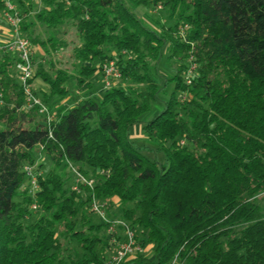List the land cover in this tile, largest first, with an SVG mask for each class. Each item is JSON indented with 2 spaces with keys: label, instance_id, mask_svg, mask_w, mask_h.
<instances>
[{
  "label": "trees",
  "instance_id": "1",
  "mask_svg": "<svg viewBox=\"0 0 264 264\" xmlns=\"http://www.w3.org/2000/svg\"><path fill=\"white\" fill-rule=\"evenodd\" d=\"M44 1L47 7L34 15L26 0L12 2L22 35L48 56L61 45L53 35L42 40L39 25L69 23L81 40L72 70L35 69L33 81L50 89L46 104L98 73L95 62L114 59L107 45L135 88L87 97L47 124L38 109L23 110L18 60L0 52V264H103L110 247L98 234L108 224H93L85 209L113 198L140 245H153L156 255L144 252L122 264H264V0ZM6 2L0 0V14ZM150 5H162L174 24L150 27L132 10ZM164 51L179 66L161 86L147 57L157 60ZM162 93L169 95L164 108L144 131L161 145L164 163L144 156L130 134L164 100ZM36 152L54 168L38 177L33 193L24 168H43ZM70 166L91 185L68 190L57 171ZM34 203L40 215L27 223ZM70 239L83 249L81 257L67 246Z\"/></svg>",
  "mask_w": 264,
  "mask_h": 264
},
{
  "label": "rangeland",
  "instance_id": "2",
  "mask_svg": "<svg viewBox=\"0 0 264 264\" xmlns=\"http://www.w3.org/2000/svg\"><path fill=\"white\" fill-rule=\"evenodd\" d=\"M16 6L19 5V0H12ZM28 4H31L34 7V14L37 12L43 10L45 7H47L46 3L44 0H26ZM20 6V5H19ZM132 10L137 13L144 21L146 24H148L150 27H155L157 24L163 25H173L174 21L171 20L170 14L167 10L162 5H159L158 7H155L153 5L150 6H142V7H132ZM4 17H0V21L5 23L6 19H3ZM66 32V33H65ZM37 35H41L42 40H47L49 37L52 35L55 36L61 45V47L55 52L54 56H48L44 54L43 48L38 45L33 44V49H34V58L36 56L41 57L42 59L38 60V64L35 66V69H37L38 65L41 64L46 71L49 72L50 75L55 73L56 70H72L73 68V49L75 46H78L81 44V40L77 37L75 33V29L73 26L69 23H66L62 27H58L57 29H51L46 26H41L39 25L37 30H36ZM27 38L32 42L31 37L29 34L27 35ZM105 51L108 53V58H114L111 61H114L117 63L118 59V53L110 46H105ZM123 59H127L130 57V55L126 52H122ZM107 61H110L107 59L103 63L95 62L94 65L97 66L98 68L101 67L102 64H105ZM147 62L151 68V74L153 78L161 85L164 86V84L167 82L168 79L171 78L173 74H176L178 71V63L175 62V60H171L167 62V54L166 51L163 52L162 56L155 60L153 57L148 56L147 57ZM97 74V73H96ZM99 75H97V79L94 78V76L91 79H88L85 81L86 83L78 86L76 83H71L70 88H71V93L69 96L66 97H61L57 99V103L61 101H66V106L62 110H66L68 107L71 105H74L79 99L80 101L84 100L87 97H96V98H101L103 93L109 89L105 88V81L104 77L102 75L101 70L98 72ZM99 76V77H98ZM96 79V80H95ZM89 82H92L91 87H87L86 84ZM33 85L35 88V93L42 99L44 100V94H47L45 91L50 90L49 86L46 85L40 78L37 79L36 83L33 81ZM123 88L130 92V88H135V85L131 83L130 81L123 80L121 78L118 81H115L112 88ZM139 89L144 88V86H138ZM173 84L168 82V94L172 92ZM86 89V90H85ZM45 90V91H44ZM99 92L102 91L99 94H94L95 96L91 95L93 92ZM162 93L161 98L164 99L162 102H158L156 105H154L152 111L148 114H146L140 121V123L136 124L135 126L132 127L131 129V140L135 143V145L140 146L143 149V155L148 157L151 160L155 161H160L161 163H164L165 161V156L162 153L161 145L155 143L154 141L149 140L144 131V125L149 122L157 113L161 112L164 108L165 102L167 101V98L169 95ZM79 101V102H80ZM48 106V109L51 113V115L56 117V110H57V105L54 103L46 104ZM166 146H170V142L167 143ZM36 157H37V164H42L43 168L39 171L42 176H46L51 169L54 168V165L52 164V161L48 155H44L43 153H37L36 152ZM58 173H63L66 176V184L65 187L69 189H75V187L78 186L79 181V175L81 173L78 171L77 167L70 166L69 169L63 170L60 169L57 171ZM81 177H83L81 175ZM84 178V177H83ZM27 184V183H26ZM22 200V194L19 195L17 198V202H21ZM100 201L101 204L104 205V211L107 215V218L112 219V220H122V203L119 201L117 198L113 199H107V200H98ZM91 204H89L88 207L85 209V213L91 218L93 221V224H101L103 223L102 218L97 216L92 212ZM129 208L131 205L128 206ZM33 216L30 220L27 221V223H33L36 222L39 215L40 211L33 210L32 211ZM82 215L79 214L78 217H76V221L79 223L78 228L81 229V225L84 221L81 219ZM89 226L86 225L83 230L86 232L88 231ZM108 227L104 228L101 230L98 234V237H100L102 240L106 237L108 243H109V235H108ZM67 246L71 249V252L73 255L78 254V257H81L84 253L83 249L81 246L76 242L67 240ZM99 251V249H98ZM145 254L152 260L155 259V250L153 248V245H149L145 249ZM105 260L107 261L111 257V251L106 250L104 253Z\"/></svg>",
  "mask_w": 264,
  "mask_h": 264
},
{
  "label": "built area",
  "instance_id": "3",
  "mask_svg": "<svg viewBox=\"0 0 264 264\" xmlns=\"http://www.w3.org/2000/svg\"><path fill=\"white\" fill-rule=\"evenodd\" d=\"M6 4L7 7L3 14L11 28L12 37L10 40L0 43V52L11 54L18 60L16 69L19 82L26 96L23 110L28 112L33 109H38L39 114L45 117L46 123L50 124L56 117L51 115L46 103L35 93L33 85L35 76L33 43L22 35L20 29L22 23L21 12L11 0H7ZM101 72L104 77L106 89H111L114 82L122 78L121 71L114 61H107L105 64H102ZM24 170L29 177L31 190L34 193L39 189L38 177L42 174L37 171L36 167L28 165L25 166ZM77 175L80 177L79 181L91 185L81 175ZM75 190H78V187H75ZM91 208L94 214L102 218L104 223L108 224L107 232L109 235L111 257L107 261L105 260L103 264H122L127 258L145 252V249L139 243L135 231L125 221L107 218L104 205L98 200L92 202ZM31 209L34 211L37 210V203H34Z\"/></svg>",
  "mask_w": 264,
  "mask_h": 264
},
{
  "label": "crops",
  "instance_id": "4",
  "mask_svg": "<svg viewBox=\"0 0 264 264\" xmlns=\"http://www.w3.org/2000/svg\"><path fill=\"white\" fill-rule=\"evenodd\" d=\"M12 1V0H11ZM28 4V3H27ZM29 5V4H28ZM0 17H4L3 19H5V16H4V14L2 13V14H0ZM11 37H12V31H11V28H10V26H9V24H8V22H7V20H6V22L5 23H3V22H1L0 21V43H4V42H6V41H8V40H10L11 39ZM97 75H99L98 73L97 74H95L94 75V78H96L97 77ZM99 77V76H98ZM97 79V78H96ZM95 79V80H96ZM36 81H37V79L34 81L35 83H36ZM87 85V87L86 88H88V87H91V85H92V82H89L88 84H86ZM86 90V89H85ZM45 91V90H44ZM46 93L47 92H49V90H46L45 91ZM102 91H99V92H93L91 95H93V96H95L94 94H99V93H101ZM92 97V96H91ZM94 98H96V97H94ZM81 99H79L74 105H71L70 107H68L65 111H67V110H69V109H72L79 101H80ZM52 103H54V104H56L57 105V112H56V115L58 116V114H60V113H63V112H65L64 110H62L65 106H66V101H61V102H59V103H57V99H54L53 101H52ZM56 116V117H57Z\"/></svg>",
  "mask_w": 264,
  "mask_h": 264
}]
</instances>
